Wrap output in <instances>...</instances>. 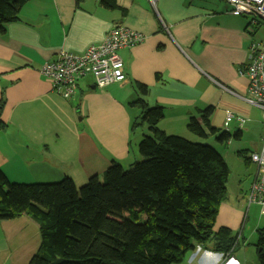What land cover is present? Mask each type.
<instances>
[{"label": "crops", "instance_id": "crops-1", "mask_svg": "<svg viewBox=\"0 0 264 264\" xmlns=\"http://www.w3.org/2000/svg\"><path fill=\"white\" fill-rule=\"evenodd\" d=\"M101 1L86 0L78 8L76 0H31L19 21L0 32V102H5L0 170L10 182L42 184L70 177L81 188L90 178H101L112 163L124 166L133 153L135 126H140L136 120L141 110L130 106L140 97L137 82L149 89L144 97L148 105L164 109L158 127L166 134L185 137L190 120L203 125L202 113L212 106L211 125L228 129L232 139L223 144L235 155L262 150L263 114L246 102L249 78L244 74L252 45L260 44L249 27L263 25L262 20L249 17L247 24L248 17L233 15L223 0H159L155 6L150 0H112L116 9ZM114 26L144 37L141 44L119 52L127 81L98 89L88 76L66 100L42 76V66L61 52L82 54L103 44ZM228 112L247 120L243 128L236 120L226 125ZM252 130L260 139L250 151L245 139ZM143 137L136 138L137 148ZM229 149L227 156L222 155L227 165V157L233 155ZM255 167L247 189L241 181L232 195L228 186L214 228L239 234L233 256L241 264H259L255 246L264 214L261 206L248 201ZM253 205L260 208V216L248 227ZM39 231V224L25 214L0 221V264H28L39 250L28 242L36 240ZM224 256L207 243L180 264H220Z\"/></svg>", "mask_w": 264, "mask_h": 264}, {"label": "trees", "instance_id": "trees-1", "mask_svg": "<svg viewBox=\"0 0 264 264\" xmlns=\"http://www.w3.org/2000/svg\"><path fill=\"white\" fill-rule=\"evenodd\" d=\"M31 0H0V32L20 19ZM86 0H76L81 7ZM102 5L116 9L112 0ZM160 81L162 78H156ZM140 97L130 106L141 110L150 136L139 143L143 161L130 170L114 162L103 177L94 176L81 188L70 177L48 184L11 183L0 170V221L28 215L40 226L41 245L28 264H180L200 245L212 243L227 255L239 245V234L226 227L215 232L220 206L228 198L230 169L209 145L168 135L158 125L164 109L144 100L149 89L136 83ZM4 100L0 102V130ZM215 107L195 118L188 130L201 138L217 135L227 143L232 135L212 127ZM136 127V126H135ZM238 137V135H235ZM247 167L248 152H240ZM264 264V228L256 244Z\"/></svg>", "mask_w": 264, "mask_h": 264}, {"label": "built area", "instance_id": "built-area-1", "mask_svg": "<svg viewBox=\"0 0 264 264\" xmlns=\"http://www.w3.org/2000/svg\"><path fill=\"white\" fill-rule=\"evenodd\" d=\"M155 6L159 0H150ZM232 7L235 16H247L260 19L264 22V0H223ZM257 23V22H256ZM144 41V37L124 26H114L103 44L90 47L82 54L61 52L54 61L47 62L40 70L42 76L48 79L54 90L71 100L75 95L77 84L88 76L94 78L98 89H105L114 83H125L127 76L124 63L119 52L126 48H133ZM244 74L249 78L246 102L262 111L264 129V41L252 45L251 63ZM224 90L233 93L230 89L220 85ZM234 120L239 128H243L247 120L228 112L226 125ZM228 131V129H226ZM251 162L257 166V174L248 194L250 204H257L264 214V138L263 147L259 153L249 156ZM220 264H241L231 251L225 255Z\"/></svg>", "mask_w": 264, "mask_h": 264}, {"label": "rangeland", "instance_id": "rangeland-1", "mask_svg": "<svg viewBox=\"0 0 264 264\" xmlns=\"http://www.w3.org/2000/svg\"><path fill=\"white\" fill-rule=\"evenodd\" d=\"M246 21H247V24H250L251 18H249V17L246 18ZM249 28H250L249 29L250 31L256 32L255 35H254L255 40H257L258 43L259 42L261 43V41L264 40V24L262 25L260 23L259 27L251 24ZM137 99L138 98H136L134 101H136ZM137 111H138L137 109H134L135 113ZM136 124H139L140 126H136L137 131L134 134H132L133 153H132L130 159L125 161L127 163H124L123 167H124L125 170H130L135 163H139V162L143 161V157L140 154L139 147L137 148L135 146L136 138L143 137V135H147V136L151 135V133L149 131V126H148L147 123H142L141 119H137L136 120ZM254 133H255V131L252 130L248 134V137L245 139V142H247L250 151H253L252 143H255L256 141H259V139H260V138L258 139V137L256 135H254ZM185 137L184 138L187 139L190 142L209 145L212 148H214L217 152H219L221 155L227 156V149H229V147L226 144L220 143L217 140V137H218L217 135H213V134L209 133L207 138H201L199 136H196V135L192 134L188 129H186V136ZM235 141H236V139H234V142ZM230 151H232V150H230ZM231 154H233V155L227 157L228 165L230 166V169H231V175H230V180H229L228 186H229V189L231 191V194L233 195L236 187L241 183V181H243V186L246 189L249 187V185L252 182L253 177L255 175L256 167H255V165H251V166L247 167L245 165V163H244L243 158H240V157H238V155H235L234 151H232ZM108 168H106L104 170V172ZM62 180L57 181V182H48V183H58V182H61ZM48 183H42V184H48ZM249 216H250V219H249V222H248V227L250 226V224L255 222L256 218H259V216H260V208L255 206V205H253L252 208L250 209ZM257 241H258V239H257ZM28 243L31 244V245L37 244V247H40V245H41V236H40V234L36 237V240L33 238L31 241L29 240Z\"/></svg>", "mask_w": 264, "mask_h": 264}, {"label": "water", "instance_id": "water-1", "mask_svg": "<svg viewBox=\"0 0 264 264\" xmlns=\"http://www.w3.org/2000/svg\"><path fill=\"white\" fill-rule=\"evenodd\" d=\"M65 262L64 259H59L56 262L52 263V264H63Z\"/></svg>", "mask_w": 264, "mask_h": 264}]
</instances>
